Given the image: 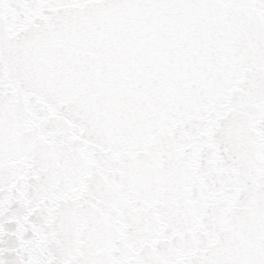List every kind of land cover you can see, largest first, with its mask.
Masks as SVG:
<instances>
[{"label": "snow or ice", "instance_id": "obj_1", "mask_svg": "<svg viewBox=\"0 0 264 264\" xmlns=\"http://www.w3.org/2000/svg\"><path fill=\"white\" fill-rule=\"evenodd\" d=\"M0 264H264V0H0Z\"/></svg>", "mask_w": 264, "mask_h": 264}]
</instances>
